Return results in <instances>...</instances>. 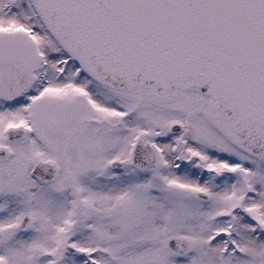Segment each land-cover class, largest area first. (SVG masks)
Here are the masks:
<instances>
[{"label":"snow or ice","instance_id":"snow-or-ice-1","mask_svg":"<svg viewBox=\"0 0 264 264\" xmlns=\"http://www.w3.org/2000/svg\"><path fill=\"white\" fill-rule=\"evenodd\" d=\"M0 264H264V0H0Z\"/></svg>","mask_w":264,"mask_h":264}]
</instances>
